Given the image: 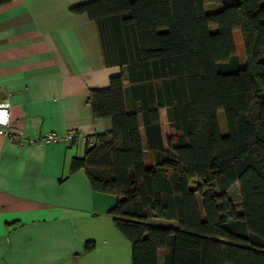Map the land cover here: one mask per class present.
I'll return each instance as SVG.
<instances>
[{
    "label": "trees",
    "instance_id": "16d2710c",
    "mask_svg": "<svg viewBox=\"0 0 264 264\" xmlns=\"http://www.w3.org/2000/svg\"><path fill=\"white\" fill-rule=\"evenodd\" d=\"M211 2L219 7L206 12ZM70 10L94 24L103 65L121 70L89 91L92 116L110 130L86 141L70 171L116 197L108 214L131 264H159L160 250L162 264H264V0H91Z\"/></svg>",
    "mask_w": 264,
    "mask_h": 264
},
{
    "label": "crops",
    "instance_id": "0c3cea01",
    "mask_svg": "<svg viewBox=\"0 0 264 264\" xmlns=\"http://www.w3.org/2000/svg\"><path fill=\"white\" fill-rule=\"evenodd\" d=\"M88 1L0 5V100L11 104L10 134H0V264H131L130 242L108 214L116 197L93 191L82 168L70 171L86 140L38 141L77 132L91 146L95 134L110 130L108 120L92 116L86 99L121 70L103 65L94 24L70 10ZM160 124L165 140L163 110ZM149 221L177 227L174 220ZM88 241L94 247L86 253Z\"/></svg>",
    "mask_w": 264,
    "mask_h": 264
},
{
    "label": "rangeland",
    "instance_id": "374dc122",
    "mask_svg": "<svg viewBox=\"0 0 264 264\" xmlns=\"http://www.w3.org/2000/svg\"><path fill=\"white\" fill-rule=\"evenodd\" d=\"M211 3H214V2H211ZM211 6L212 5H206L205 11L206 12L213 11ZM232 36H233V41H234V47H235V50H236V54L238 55V57H240V64L244 65L245 58H244V51H243V45H242L240 31L238 29L234 30L232 32ZM216 118H217V123H218V129H219L221 134H224L226 132V124H225L223 111L221 109L217 111ZM234 186L235 187L232 188L233 191L231 189V192H232L231 193V198H232L234 204L236 205L239 198H238V195L236 194V192H234V188H236L238 190V185L235 184ZM237 208L238 209L240 208L239 204H238Z\"/></svg>",
    "mask_w": 264,
    "mask_h": 264
},
{
    "label": "built area",
    "instance_id": "2783aa9c",
    "mask_svg": "<svg viewBox=\"0 0 264 264\" xmlns=\"http://www.w3.org/2000/svg\"><path fill=\"white\" fill-rule=\"evenodd\" d=\"M0 111L6 112L8 114V124L6 126H0V134H10V131L8 130L10 126V117H11V104L8 101V99H3L0 100ZM74 137H80L84 140H88L84 135L78 134L77 132H69L65 134L64 136H60L55 133H48L44 135L43 137L39 138V142L43 143H49V142H54V141H71Z\"/></svg>",
    "mask_w": 264,
    "mask_h": 264
},
{
    "label": "clouds",
    "instance_id": "9594fccd",
    "mask_svg": "<svg viewBox=\"0 0 264 264\" xmlns=\"http://www.w3.org/2000/svg\"><path fill=\"white\" fill-rule=\"evenodd\" d=\"M8 124V114L0 111V126H6Z\"/></svg>",
    "mask_w": 264,
    "mask_h": 264
}]
</instances>
